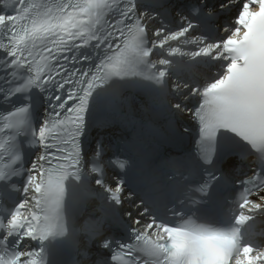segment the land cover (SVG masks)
I'll list each match as a JSON object with an SVG mask.
<instances>
[{
  "label": "snow or ice",
  "instance_id": "6c2138e0",
  "mask_svg": "<svg viewBox=\"0 0 264 264\" xmlns=\"http://www.w3.org/2000/svg\"><path fill=\"white\" fill-rule=\"evenodd\" d=\"M154 118L195 150L146 162ZM114 123L130 134L108 156L92 132ZM57 245L264 264V0H0V264Z\"/></svg>",
  "mask_w": 264,
  "mask_h": 264
},
{
  "label": "bare ground",
  "instance_id": "6f19581e",
  "mask_svg": "<svg viewBox=\"0 0 264 264\" xmlns=\"http://www.w3.org/2000/svg\"><path fill=\"white\" fill-rule=\"evenodd\" d=\"M141 100H142V101H144V99H143V98H141Z\"/></svg>",
  "mask_w": 264,
  "mask_h": 264
}]
</instances>
